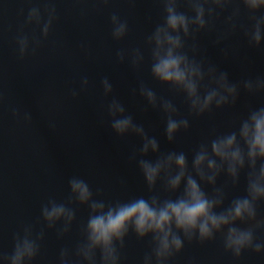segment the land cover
Segmentation results:
<instances>
[{
	"label": "water",
	"instance_id": "obj_1",
	"mask_svg": "<svg viewBox=\"0 0 264 264\" xmlns=\"http://www.w3.org/2000/svg\"><path fill=\"white\" fill-rule=\"evenodd\" d=\"M49 3L56 8V19L45 38L40 26L28 24L26 18L30 8L37 6L46 21ZM237 7L233 28L226 18ZM180 10L192 15L186 0ZM113 13L128 22L129 32L123 40L112 38ZM164 15L160 0H111L108 5L96 0H0V254L11 255L15 235H22L23 227L30 225L34 235L44 231L40 253L32 264H59L62 249L68 250L71 264H82L76 248L85 242L83 229L90 209L69 203L68 181L73 176L85 179L94 198L106 204L152 194L161 199L178 194L169 193L163 179L154 189L148 188L137 164L142 139L133 134L118 136L111 128L107 105L113 96L148 135L157 138L162 153L182 151L189 164L200 144L237 129L249 111L264 106V92L249 94L241 88L235 104L213 107L202 116L192 114L182 92L161 84L151 74L147 38L163 23ZM253 15H264V11L250 13L240 0L217 10L208 30L185 39V51L205 67L216 65L233 83L264 76V47L251 45L246 36ZM222 35L225 38L215 43ZM21 36L29 40L23 57L17 43ZM34 40L40 41L39 47L34 46ZM137 49L144 61L134 67L131 55ZM120 51L125 53L124 62L117 56ZM85 77L89 83L82 87ZM105 77L113 85V93L107 97L102 87ZM141 83L152 88L158 98L171 100L179 117L189 120L190 128L181 130L173 143L164 134L166 114L139 94ZM74 90L78 93L75 97ZM25 113L31 115L30 121L24 119ZM144 158L154 160L156 154ZM246 185L247 170L241 172L238 184L221 175L217 186L225 193L224 206L246 195ZM202 187L212 194V186ZM49 199L67 204L76 213L70 231L62 238L57 236L62 222L50 229L42 218L41 208ZM257 207L258 214L264 216V201ZM255 235L264 240V229H256ZM151 248L150 236L141 240L130 232L120 250L121 264H143ZM96 257L99 264V251ZM169 264H264V255L247 250L236 259L225 250L223 236L218 233L215 240L204 243L185 241L184 250Z\"/></svg>",
	"mask_w": 264,
	"mask_h": 264
},
{
	"label": "clouds",
	"instance_id": "obj_2",
	"mask_svg": "<svg viewBox=\"0 0 264 264\" xmlns=\"http://www.w3.org/2000/svg\"><path fill=\"white\" fill-rule=\"evenodd\" d=\"M96 2L108 5L111 0ZM160 2L165 12L163 23L158 24L147 38L151 46V74L161 84L182 92L192 114L202 116L210 113L213 107L222 109L235 104L241 88L249 94L264 92V76L233 83L228 74L216 65L208 63L205 67L204 63L191 58L185 51V39L196 32L208 30L217 10L226 9L236 0H186L192 15L180 10L182 0ZM240 2L250 13L264 11V0ZM45 11L46 21L42 20L39 7H31L26 22L39 25L47 38L56 19V8L49 3ZM238 15L237 7L226 18L233 28L234 17ZM110 19L112 38L123 40L129 32L128 22L116 13ZM250 19L253 25L246 31L248 41L257 48L264 47V15H253ZM224 38L219 36L215 43ZM17 43L23 57L29 50V40L21 36ZM33 44L39 47L40 41L34 40ZM117 56L124 62V52H118ZM143 61V54L139 49L135 50L131 55L132 65L139 67ZM206 80L210 81V85L205 86ZM88 83L86 77L81 81L82 87H87ZM102 87L106 97L112 95L113 85L107 77L102 80ZM139 94L153 108H159L166 114L164 134L169 143L175 141L181 130L190 128L189 120L179 117L178 109L171 100L158 98L153 89L144 83L139 86ZM72 95L75 97L78 93L74 90ZM107 112L111 117V128L118 136L133 134L142 139L139 149L141 158L137 164L148 188L154 189L163 179L166 190L178 194L166 199L152 194L147 198L140 196L127 202L106 204L94 198L85 179L71 177L68 181L71 193L69 203H79L90 209L83 229L85 242L76 248V255L82 264H97V251L100 253L99 264H121L120 250L124 248L130 232L141 240L149 236L152 238L151 252L144 256L143 264H169L184 250L185 241L204 243L215 240L218 233L223 236L225 250L236 259H240L247 250L264 255V240L255 235L256 229H264V216L258 214L257 207L264 201V106L249 111L237 129L200 144L192 155L191 164L182 151L162 153L157 138L148 135L145 128L126 113L124 105L116 97L113 96L107 105ZM24 119L30 121L31 115L25 113ZM149 153L156 154V159L144 158ZM244 170H247L246 195L235 197L225 207V193L217 186L218 178L227 175L233 184H238ZM202 185L212 186V194L206 192ZM41 215L50 229L62 222V228L57 229L60 238L70 231L76 220L72 207L54 199H49L42 206ZM43 239V229L34 235L33 228L25 225L23 234L14 237L12 254H0V264H32L40 253L39 242ZM59 264H71L68 250H61Z\"/></svg>",
	"mask_w": 264,
	"mask_h": 264
}]
</instances>
